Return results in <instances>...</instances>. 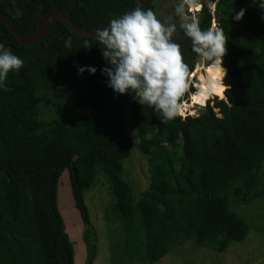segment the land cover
Returning a JSON list of instances; mask_svg holds the SVG:
<instances>
[{"label": "trees", "instance_id": "trees-1", "mask_svg": "<svg viewBox=\"0 0 264 264\" xmlns=\"http://www.w3.org/2000/svg\"><path fill=\"white\" fill-rule=\"evenodd\" d=\"M209 1L226 39L222 65L228 87L223 88L224 98L214 97L195 106L193 114L166 124L151 108L106 86L100 73L106 62L95 37L76 36L50 18L41 40L23 45L0 21V44L24 62L8 74L7 90L0 91V264L74 263L57 207L63 172L85 226V192L98 173L106 178L111 211L118 213L127 235L125 251L131 255L137 248L149 264L185 240L222 252L245 238L249 227L234 209L264 198V21L251 0ZM138 2L0 0V12L28 36L49 10L89 31L130 12ZM241 8L245 15L233 21ZM142 10L153 11L161 21L155 0ZM197 19L202 30L210 28L206 6ZM69 39L71 46L65 47ZM85 41L90 47L83 48ZM49 45L54 48L45 52ZM180 50L190 74L199 61L189 42ZM78 65L94 66L97 72L78 75ZM125 107L134 119V144ZM134 145L147 161L150 179L137 198L124 179V163ZM134 242L139 245L131 246Z\"/></svg>", "mask_w": 264, "mask_h": 264}, {"label": "clouds", "instance_id": "clouds-1", "mask_svg": "<svg viewBox=\"0 0 264 264\" xmlns=\"http://www.w3.org/2000/svg\"><path fill=\"white\" fill-rule=\"evenodd\" d=\"M251 2L258 6L260 19L264 21V0ZM209 5H213L212 11L208 8ZM207 6L211 19H214V2L210 1ZM202 9L200 4V9L194 10V13L199 14ZM183 12L181 4L176 8V13L182 20L180 29L199 61L194 66L201 63L204 68L208 65L209 70L215 73L201 81L198 92L201 95H212L218 87H228L224 83L227 70L222 65L226 52L225 36L218 29L202 30L195 20L189 22ZM16 14L20 15L19 9ZM244 15L245 9L241 8L235 12L232 20L239 22ZM176 31V25L162 24L153 11L137 8L111 18L107 27L97 29L94 35L96 45L100 47L101 56L106 62L100 68L101 75L106 78V86L114 94H128L141 106L151 108L161 124H166L179 115H186H182L180 100L189 89V76L192 72L189 74L190 69L183 60L180 45L173 39ZM70 46L71 40H66L65 47ZM88 47L90 45L85 41L83 48ZM23 63L10 49L0 44V91L7 90L5 81L8 74L20 70ZM76 67L78 75L85 71L90 75L97 72L94 66ZM214 97L217 96L213 95L212 99ZM208 100L210 98L203 105H195L204 106Z\"/></svg>", "mask_w": 264, "mask_h": 264}, {"label": "rangeland", "instance_id": "rangeland-1", "mask_svg": "<svg viewBox=\"0 0 264 264\" xmlns=\"http://www.w3.org/2000/svg\"><path fill=\"white\" fill-rule=\"evenodd\" d=\"M208 8L212 11L213 5H209ZM197 14H191L186 19L189 22L192 20L198 22ZM159 18L164 25L176 24L177 31L173 39L178 45H185L189 42L180 29L181 18L171 14H159ZM214 26L210 25V29L219 30L215 15ZM199 65L198 67L203 72L202 64ZM196 67L194 66L192 70V76H189L190 86L193 89L196 88L195 92L198 89V79L194 73ZM208 68L209 66L205 68L204 74ZM191 92L188 89L184 94L183 100L186 102H181L182 115L184 113L193 114L195 106H197L194 104L189 110L184 105V103H191L189 101ZM213 111L217 114L216 109ZM124 112L126 126L134 144L138 141L134 119L128 107L124 108ZM217 117L220 118L219 114ZM124 167L127 174L124 179L131 188L133 196L137 198L139 192L147 188L150 179L147 161L135 145L130 156L125 160ZM56 194L57 207L63 220L64 230L73 248V264H87L86 258L92 259L91 264H149L140 259L141 251H137V248L132 251L133 254L131 255L126 253L127 235L123 228L122 219L118 213L111 211L113 207L112 197L108 190L107 180L102 174L96 175L95 185L87 190L84 195L89 214V225L87 226L82 224L78 211L74 208L65 172L61 174L58 180ZM234 210L249 227L244 239L231 242L222 252L214 251L210 245H197L192 239L185 240L179 244L171 245L168 253L152 264H264V198L255 199L246 205L236 207ZM138 245V242L131 244V246Z\"/></svg>", "mask_w": 264, "mask_h": 264}, {"label": "water", "instance_id": "water-1", "mask_svg": "<svg viewBox=\"0 0 264 264\" xmlns=\"http://www.w3.org/2000/svg\"><path fill=\"white\" fill-rule=\"evenodd\" d=\"M149 1L150 0H139L137 5L131 11L137 8L142 10ZM200 3L202 5V1H200ZM171 4H172L171 2H164L162 6V11L166 13L168 10H171L172 9ZM183 8H184L183 14L189 15V11L186 3L183 4ZM50 18H55L59 20L71 33L80 37H95L94 35L97 29L102 27H107V25H104L94 30H89V31L79 30L75 28L61 12L57 10H49L46 13L42 14L40 18L37 20L34 33L32 35L27 36L17 30V28L14 26L9 16L0 12V21L10 30V32L15 36L18 42L23 45L38 43L47 31V22ZM53 48L54 45H49L45 48V52H50L52 51Z\"/></svg>", "mask_w": 264, "mask_h": 264}, {"label": "bare ground", "instance_id": "bare-ground-1", "mask_svg": "<svg viewBox=\"0 0 264 264\" xmlns=\"http://www.w3.org/2000/svg\"><path fill=\"white\" fill-rule=\"evenodd\" d=\"M196 5V6H195ZM194 6L192 5V4H189L188 6H189V9L188 10H199L200 9V4L199 3H197V4H195ZM193 7H194V9H193ZM198 66H200V65H198ZM196 67V70L194 71V73L197 75V79H198V84H197V91L195 92V93H191L190 94V100L189 101H191V103L190 104H187V103H184V105L186 106V107H189V106H192V105H194V104H200V105H203L204 103H205V100H206V98H207V96L208 95H201V94H199V92H198V90H199V88H200V85H201V81L202 80H204L206 77H208L209 75H215V73H214V71H210L209 70V68H210V66H209V68H208V70L206 71V73L204 74L203 72H205V68L207 67V66H205L204 68H203V72L201 71V68H199V67ZM222 91H223V88H222ZM214 95H216V96H218L219 98H224L223 97V95H222V92H221V87H218L217 89H216V91L213 93ZM213 96V95H212ZM217 97V98H218ZM218 98V99H219ZM185 107V108H186Z\"/></svg>", "mask_w": 264, "mask_h": 264}, {"label": "flooded vegetation", "instance_id": "flooded-vegetation-1", "mask_svg": "<svg viewBox=\"0 0 264 264\" xmlns=\"http://www.w3.org/2000/svg\"><path fill=\"white\" fill-rule=\"evenodd\" d=\"M200 1H202V7L207 6L208 3L210 2L209 0H200ZM200 1H199V0H187V1L185 2V0H180V1H177V0H155L156 4H157L158 7H159V12H160L162 15H169V14H171V15L176 16V17H179V18H181V17H180L179 15H177V13H176V8H177L178 6H180L181 4L186 3V4H187V7H188V9H189V6H188V5H189L190 3H192V5H195V4H197V3L201 4ZM164 2H171V3H172V4H171L172 9H171V10H168L166 13H164V12L162 11V6H163ZM189 2H190V3H189ZM195 6H196V5H195ZM188 11H189V15H191V11H190V10H188ZM160 13H159V14H160ZM159 14H158V15H159ZM183 15H184L185 18L189 16V15H185V14H183Z\"/></svg>", "mask_w": 264, "mask_h": 264}, {"label": "built area", "instance_id": "built-area-1", "mask_svg": "<svg viewBox=\"0 0 264 264\" xmlns=\"http://www.w3.org/2000/svg\"><path fill=\"white\" fill-rule=\"evenodd\" d=\"M186 1H187V0H185V2H186ZM193 6H194V5H193ZM193 9H194V7H193ZM190 11H191V14L194 13V10H190ZM211 26H212V27H215V26H214V19H213V18L211 19ZM190 76H192V73L190 74Z\"/></svg>", "mask_w": 264, "mask_h": 264}]
</instances>
